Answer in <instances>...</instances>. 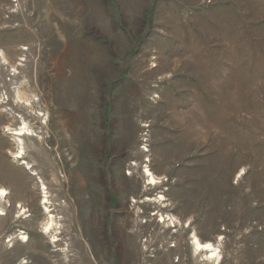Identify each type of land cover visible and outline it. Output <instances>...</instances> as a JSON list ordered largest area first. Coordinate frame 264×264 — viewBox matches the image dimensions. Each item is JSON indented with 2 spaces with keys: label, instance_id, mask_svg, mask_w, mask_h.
<instances>
[{
  "label": "rangeland",
  "instance_id": "1",
  "mask_svg": "<svg viewBox=\"0 0 264 264\" xmlns=\"http://www.w3.org/2000/svg\"><path fill=\"white\" fill-rule=\"evenodd\" d=\"M2 54L0 264H264V0H0Z\"/></svg>",
  "mask_w": 264,
  "mask_h": 264
},
{
  "label": "bare ground",
  "instance_id": "2",
  "mask_svg": "<svg viewBox=\"0 0 264 264\" xmlns=\"http://www.w3.org/2000/svg\"><path fill=\"white\" fill-rule=\"evenodd\" d=\"M1 60L3 61V62H7V59H6V57L2 54L1 56H0V62H1ZM19 90V89H18ZM17 100L19 101H26V102H30L29 100V98L24 94V92H21L20 90L19 91H17ZM4 101L3 100H1V97H0V106H1V104L3 103ZM39 115H43V114H39ZM9 130H12V132L11 131H9L10 132V134H13V135H15V136H26V135H29V133H28V129L26 128V127H19V128H14V129H9ZM20 148V147H19ZM147 151V150H146ZM14 158H16V159H24V152H23V150H19V151H17L16 153H15V155L13 156ZM26 163V165L28 166V168L31 170V174L32 175H34V174H36L35 173V171H34V168H33V166L34 165H30V163H28V162H25ZM131 165H135V162L133 163V164H131ZM145 171L143 172V173H145L144 175L146 176V178H147V184L151 187H155L156 185H158L159 183H161V177H159V176H156V175H154L152 172H151V170L148 168V165H146L145 166ZM42 184V183H41ZM77 188H78V190L79 189H81L82 190V188H83V185H82V183H81V180L78 178V180H77ZM44 188V187H43ZM80 190V191H81ZM8 191L6 190V189H4V188H2V187H0V202H2V201H6V198H7V195H8ZM78 194L80 193V192H77ZM45 198H46V196H44ZM165 196L164 195H160L159 197H155V198H151V197H148L147 196V198L145 199V200H143V203H151L152 201L153 202H162V203H164L165 201H166V197L164 198ZM134 199V198H133ZM136 200V199H135ZM132 201H134V200H132ZM46 202H48V200L47 199H44L43 200V204H44V207L45 208H47L46 207ZM137 202H139V201H137ZM136 202V203H137ZM142 202V201H141ZM140 203V202H139ZM152 204V203H151ZM20 209H22V206L20 207ZM3 208L1 207V203H0V216H1V214L3 213ZM49 213H50V211H49ZM166 216H168L169 217V221H171L172 223H174V221H172V219L174 218V220H175V222L176 221H178V222H180V219L179 218H177L178 216H176V217H174L173 215H166ZM168 220V219H167ZM165 221H166V219H165V216L162 214V215H159V219H158V223H163V225H164V223H165ZM177 222V223H178ZM188 222V221H187ZM58 225V221L55 219V217L54 216H49V218H47L46 219V221L43 223V229H45V231H47V230H49V229H51V228H54L55 226H57ZM173 225V227H175V225L176 224H172ZM185 228V227H184ZM183 231V230H182ZM19 234H23V235H21L20 237H18L17 235H16V237L15 238H17V240L18 241H20V242H27L28 241V236H26V235H24V233L23 232H20ZM163 234V233H162ZM162 236H165V234L164 235H162ZM187 236V235H186ZM186 236H185V240H187L186 239ZM161 237V236H160ZM181 238V237H180ZM189 238V237H188ZM11 240H14V236L13 237H11L10 239H9V241H11ZM189 240H192V246L191 247H189V249H190V252L188 253L189 254V256L192 258V259H197V257L198 256H201L202 257V255H203V257H202V259L200 260V263L201 264H207L208 262H211V263H214V264H218L219 263V261L221 260L220 258H221V256H220V252L218 251V249L215 247V245L213 244V243H211V242H209V241H205V242H202V241H200V239L197 237V235L196 234H193V236H192V238H190ZM186 243H188L189 245H191L189 242H186ZM185 243V244H186ZM187 244V245H188ZM186 246V245H185ZM171 247V246H170ZM178 246L176 245V244H174L173 245V249H171L170 248V250H167L165 253H162V254H164V256H167V260H169V258L171 257L170 256V254L171 253H173V252H175V254H176V252H178ZM180 249V248H179ZM166 250V249H165ZM183 250V249H182ZM181 250V251H182ZM188 251V250H187ZM184 252V251H183ZM135 253H136V251H135ZM138 254H139V252H137ZM184 254V253H183ZM138 257L136 256V259H137ZM166 258V257H165ZM171 261V260H170ZM183 261V260H182ZM160 262V261H159ZM164 263H166V262H164ZM168 263H169V261H168ZM198 263V262H197ZM19 264H28V261L27 260H25V259H23L22 261H20L19 262ZM170 264V263H169Z\"/></svg>",
  "mask_w": 264,
  "mask_h": 264
}]
</instances>
